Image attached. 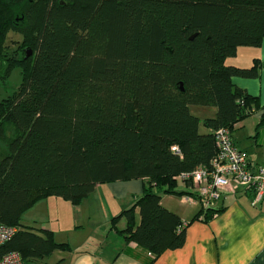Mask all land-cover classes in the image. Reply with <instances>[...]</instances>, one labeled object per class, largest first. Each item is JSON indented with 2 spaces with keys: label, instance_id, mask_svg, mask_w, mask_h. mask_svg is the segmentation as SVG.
Returning <instances> with one entry per match:
<instances>
[{
  "label": "trees",
  "instance_id": "1",
  "mask_svg": "<svg viewBox=\"0 0 264 264\" xmlns=\"http://www.w3.org/2000/svg\"><path fill=\"white\" fill-rule=\"evenodd\" d=\"M11 32L22 38L13 55ZM263 39L264 0H0V87L16 68L22 75L0 101V225L17 229L0 261L19 253L39 264L67 247L23 223L38 202L79 204L99 185L138 180L142 196L112 229L151 263L182 248L188 224L224 209L202 206L185 224L163 196L201 204L186 186L177 189V178L210 166L215 132L233 131L259 108L233 78L256 79L264 63L227 60ZM191 106L217 115L201 121Z\"/></svg>",
  "mask_w": 264,
  "mask_h": 264
},
{
  "label": "crops",
  "instance_id": "2",
  "mask_svg": "<svg viewBox=\"0 0 264 264\" xmlns=\"http://www.w3.org/2000/svg\"><path fill=\"white\" fill-rule=\"evenodd\" d=\"M256 60L264 63V39L260 47H240L236 56L227 60V64L251 68ZM259 72L256 79L233 78L236 87L259 101V108L238 122L232 131L236 147L248 155L253 165L264 164V68H260ZM192 108L193 106L190 110L193 114ZM204 108L206 107L197 108L196 114H204ZM198 115L196 117L201 121L209 119L206 116L202 120ZM209 132L206 129V133ZM136 182L99 185L94 193L106 186L110 189V194L119 199H130L134 206L144 189L142 180ZM172 199L173 195L163 196L162 205L180 216L185 224L199 213L195 210L198 202L190 203L186 196L181 198L182 204H189L192 208V211H181L176 208ZM219 208L224 211L211 221L197 220L188 224L185 245L177 250L166 251L153 263L150 256L136 244H128L121 237H116V243L110 246L111 261L108 260L105 264H264V201L260 205H254L253 195L240 190L234 196L224 197L217 205V209ZM97 258L98 256L88 257L77 264H102Z\"/></svg>",
  "mask_w": 264,
  "mask_h": 264
},
{
  "label": "rangeland",
  "instance_id": "3",
  "mask_svg": "<svg viewBox=\"0 0 264 264\" xmlns=\"http://www.w3.org/2000/svg\"><path fill=\"white\" fill-rule=\"evenodd\" d=\"M22 44L19 34L11 32L7 38L8 54L13 55ZM22 82L21 69L16 68L9 79V86L5 90L0 87V101L14 92ZM197 108L193 106L192 112L196 114ZM204 114L198 115L202 120L207 116L214 118L216 108H204ZM201 133H206V129L201 126ZM137 183L136 181H129ZM139 183V182H138ZM183 184L178 181V188L182 189ZM106 186L91 194L79 204L66 201L58 197H50L38 202L32 209L23 216V223L42 235L50 233L57 243L66 244L67 247L58 248L48 257L39 260V264H77L88 257L98 256L97 260L105 264L111 261L109 258L110 246L116 243L115 231L112 229L114 218L133 206L131 200L119 199L110 194ZM173 195L171 200L176 208L181 211H192L189 204H182L180 199ZM202 205L198 202L195 210H201ZM138 214V213H137ZM139 215V214H138ZM140 217L137 216V222ZM118 229L127 226L124 216L115 222ZM109 264V263H108ZM111 264V263H110Z\"/></svg>",
  "mask_w": 264,
  "mask_h": 264
},
{
  "label": "built area",
  "instance_id": "4",
  "mask_svg": "<svg viewBox=\"0 0 264 264\" xmlns=\"http://www.w3.org/2000/svg\"><path fill=\"white\" fill-rule=\"evenodd\" d=\"M215 140L217 155L210 166L182 174L177 180L199 196L205 209L217 208L224 197L234 196L240 190L252 194L253 204L260 205L264 201V164L253 165L248 155L236 147L232 131L229 129L217 130ZM172 150L180 152L176 146ZM186 197L190 203L199 202L191 196ZM16 233V228L0 225V246ZM0 264L24 262L19 253H11L3 257Z\"/></svg>",
  "mask_w": 264,
  "mask_h": 264
},
{
  "label": "water",
  "instance_id": "5",
  "mask_svg": "<svg viewBox=\"0 0 264 264\" xmlns=\"http://www.w3.org/2000/svg\"><path fill=\"white\" fill-rule=\"evenodd\" d=\"M194 38H195V36H193V37L191 38V40H193ZM170 51H172V50H170ZM30 56H32V52H31V51L28 53L27 57H30ZM181 89L183 90L184 88L182 87Z\"/></svg>",
  "mask_w": 264,
  "mask_h": 264
}]
</instances>
